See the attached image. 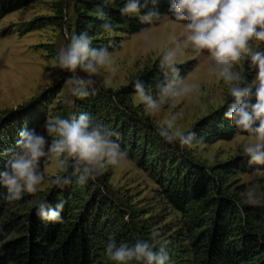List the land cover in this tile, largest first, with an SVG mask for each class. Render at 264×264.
<instances>
[{"label":"trees","instance_id":"1","mask_svg":"<svg viewBox=\"0 0 264 264\" xmlns=\"http://www.w3.org/2000/svg\"><path fill=\"white\" fill-rule=\"evenodd\" d=\"M33 1L0 0V20ZM69 1L73 9L71 18L63 14L64 0H57L53 15L31 19L25 24L23 32L55 25L59 29L68 28V37L86 32L93 40V47H107L110 50L112 45L108 43L109 39L104 36L106 31L101 27L105 21L98 17L100 9L112 23L114 30L134 34L149 27L140 23L139 16L150 10L151 4L148 9L142 8L139 14L122 15L120 9L126 0L109 3H105V0ZM170 2L171 0H160L158 8L162 16L172 19L168 11ZM141 3L143 4V0ZM68 37L66 46L70 42ZM41 46L49 57L56 60L58 51L54 43ZM193 66V61L178 63L181 76H186ZM137 79L142 80L146 88L152 86L151 90L156 91L155 85L164 79V74L159 70V65H155L117 90L99 85L100 90L87 98L72 95V108L68 118L87 113L94 121L119 133V137L113 139L127 151L128 157L135 158L141 167L158 172L161 176L159 182L168 202L179 211L187 213L185 225L188 243L178 251L187 252L190 259L185 255L176 254V258L170 255V264H264V207L246 204L237 207L235 197L223 187L228 176L255 170L261 165L249 164L247 155H240L206 166L189 158L185 148L183 152L180 151L178 144L165 143L158 135L157 128L150 129L146 121L141 120L128 105ZM39 106L37 104L34 108L27 109L20 107L18 111L0 117V170L6 166L13 152L17 151L16 141L21 129L27 127L39 132L44 114ZM226 110L227 104L201 118L188 130L194 131L198 140L202 138L200 142L193 144L231 139L238 133L224 117ZM165 144L176 149L177 154L172 156L170 150L164 148ZM102 186L98 180L89 181L83 188L75 182L63 189L51 186L48 194L41 200L52 207L63 202V223L43 221L36 214L37 204L26 216V232L0 244V264H94L96 253L104 249L97 242L98 229L105 227L109 216L118 213L119 220L114 230L118 229L124 237L125 228L127 229V223L119 215L118 209L109 205ZM5 195L6 189L0 187V216L9 204L4 199ZM93 223L99 227L95 229ZM8 232L9 225L0 217V240ZM107 243L105 242L106 245Z\"/></svg>","mask_w":264,"mask_h":264},{"label":"clouds","instance_id":"2","mask_svg":"<svg viewBox=\"0 0 264 264\" xmlns=\"http://www.w3.org/2000/svg\"><path fill=\"white\" fill-rule=\"evenodd\" d=\"M109 2L114 0H105ZM159 2L143 0L142 4L141 0H126L120 11L122 15H135L151 4V9L144 11L139 21L152 26L163 20ZM168 11L182 27L183 36H173L171 45L160 58L159 70L164 79L155 85V93L152 86L146 88L137 79L133 85L135 99L147 114L155 115L165 105L199 93V88L181 76L179 57L189 50L197 57L207 53L211 61L209 73L227 86L231 97L224 117L237 132L247 133L250 138L251 142L243 146L249 164L264 165V51L257 50L264 43V0H171ZM98 17L105 21L101 27L112 33V23L102 9ZM147 32L148 29H141L140 33L146 43L149 42ZM68 39L70 42L56 57L57 66L70 73L66 83L73 96L83 99L95 95L101 82L107 83L102 81L103 74L114 70L112 55L107 47H93V40L86 32ZM248 61L255 70L251 81L238 70ZM157 133L166 143L178 144L181 149L202 140L197 139L194 131L182 130L175 115L164 119L157 126ZM18 136L17 151L0 170V187L6 189L4 199L8 203L21 200L24 193L35 195L41 190L45 183L42 163L56 167L58 174L47 181L50 186L63 189L75 182L83 188L110 167L126 162L128 157L127 151L113 139L119 133L94 121L87 113L71 118L57 116L46 121L43 133L25 127ZM244 203L264 207V200L254 188L246 192ZM63 208V202L52 207L41 200L36 214L43 221L63 223ZM160 235L159 231H153L151 242L137 238L132 244L109 239L106 255L115 264H170L167 248L170 242L164 240L155 246Z\"/></svg>","mask_w":264,"mask_h":264},{"label":"rangeland","instance_id":"3","mask_svg":"<svg viewBox=\"0 0 264 264\" xmlns=\"http://www.w3.org/2000/svg\"><path fill=\"white\" fill-rule=\"evenodd\" d=\"M56 1L34 0L0 20V117L6 116L9 112L14 113L20 107L34 108L39 104L44 112L43 124L39 127L40 133L44 132L46 121L57 116L68 118L72 108L73 97L70 86L66 83L70 73L60 70L56 60L49 57L48 52L41 46L54 43L59 53L66 47L69 31L68 28L59 29L55 25H46L30 32L23 31L25 24L31 19L53 15L56 11ZM63 14L70 18L73 16L69 0H64ZM162 17V22L147 28L149 37L147 43L143 40L141 32L128 34L114 30L112 33L104 34L109 39L108 43L112 45L109 52L114 61V70L103 74L102 81L106 80L107 83L101 82V86L117 90L144 70L159 65L163 52L172 43V37L183 36V29L179 24L168 16ZM257 50L264 51V43H260ZM185 61L194 63L193 69L185 77L187 82L200 89L199 93L175 104L165 105L155 115H149L144 111V106L135 99V94L129 97L128 105L141 120L146 121L150 129L157 128L164 119L175 115L182 130L188 131L201 118L231 102L227 86L208 71L211 61L207 53L197 57L189 50L179 57V63ZM238 70L244 73L249 81L255 77V70L251 68L250 61L240 66ZM250 142L247 133L238 132L231 139L192 144L185 148V152L193 161L213 166L236 156L246 155L243 146ZM164 148L170 150L172 156L177 154L176 149L167 144ZM180 151L184 150L180 148ZM42 169L45 173V183L41 185V190L35 195L24 193L21 200L9 203L3 209L0 217L9 225V232L0 240V244L26 232L24 229L26 216L48 194L51 188L47 182L48 178L55 177L58 173L55 165L51 163H42ZM160 179L158 172L141 167L138 161L131 157H127L126 162L120 166L110 167L98 176L97 180L103 185L109 205L118 209L119 215H122L127 223V229L125 228L124 237L118 229L114 230L119 220L118 213L109 216V222L104 224L105 227L98 229L97 242L98 245L104 246V249L96 253L94 264H115L108 259L105 251L107 246L105 242L109 239L132 244L142 236L145 237L144 240L151 242L153 231L161 233L156 239V247L167 240L170 242L167 248L171 257L176 258L178 254L190 259V254L178 251L188 243L185 225L187 213L179 211L168 202ZM223 187L227 193L235 197L238 205L245 204V194L253 188L264 200V165L255 170L228 176ZM108 223L111 224L106 227ZM93 226L95 229L99 227L96 223H93Z\"/></svg>","mask_w":264,"mask_h":264}]
</instances>
